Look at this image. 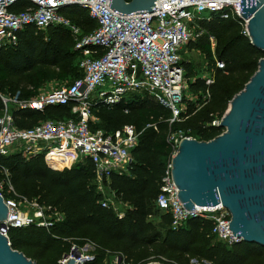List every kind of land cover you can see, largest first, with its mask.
Wrapping results in <instances>:
<instances>
[{"label": "trees", "instance_id": "obj_1", "mask_svg": "<svg viewBox=\"0 0 264 264\" xmlns=\"http://www.w3.org/2000/svg\"><path fill=\"white\" fill-rule=\"evenodd\" d=\"M25 3L23 0L12 9ZM61 12L82 34L96 28L95 20L85 8L68 6ZM196 24L195 31L200 34L181 51L187 93L183 94L184 107L179 120L170 122L171 111L145 91L130 92L113 106L95 104L91 107L96 117L93 128L111 132L131 124L140 131L137 145L131 150L129 172L113 173L110 177L114 200L125 207L120 210L122 217L111 207L101 206L94 167L87 158L76 161L70 168L51 170L44 165L43 155L29 159L18 151L0 155V182L3 183L0 192L4 198L15 197L9 190L10 184L15 194L35 200L40 206L51 207L62 216L48 228L34 223L10 228L8 239L13 249L36 264H59L72 247L79 249L87 243L92 244L94 250L92 258L84 264H104L106 256L115 254L124 264H147L149 259L157 260L160 256L170 260L166 246L210 264H264V246L245 241L227 246L211 235L212 222L202 217L189 218L183 226L173 230L170 215L155 204L163 170L173 152L169 136L180 132L198 141H208L222 133L224 128L213 122L220 121L226 104L256 71L259 59L264 58V52L242 33L238 18L222 19L213 15ZM17 37L15 45L0 47L2 94L10 96L19 92L21 97H29L39 93L37 89L45 80V72L28 78L31 88L13 82L18 73L28 69L27 65L39 50L51 64L64 67L62 77L71 79L67 84L81 76L79 53L74 50L68 27L52 25L40 30L30 25L19 31ZM210 37L214 40L213 49ZM193 50L203 54L207 61L202 73L184 57L185 52ZM217 61L224 63L223 69L217 68ZM207 78L212 79L209 85L205 83ZM2 108L0 100V112ZM13 115L18 127L28 128L46 119L68 117L69 107L53 106L43 111L13 109ZM33 169L37 170L30 175ZM157 217L158 224L152 219ZM149 248L156 249L154 257L149 258ZM189 260L178 263L187 264Z\"/></svg>", "mask_w": 264, "mask_h": 264}, {"label": "built area", "instance_id": "obj_2", "mask_svg": "<svg viewBox=\"0 0 264 264\" xmlns=\"http://www.w3.org/2000/svg\"><path fill=\"white\" fill-rule=\"evenodd\" d=\"M0 0V47L15 45L17 34L27 26L45 30L52 25L68 27L75 37L74 50L79 53L78 69L81 76L71 84L34 96L21 97L19 92L5 95L0 92L3 108L0 112V155L18 151L25 158L43 155L52 170L70 168L73 163L87 158L93 164L95 186L101 194V206L111 207L119 217L114 193L109 187L113 173L126 174L132 162L131 150L137 145L140 131L131 124L105 132L93 128L96 117L91 107L95 104L113 106L130 92L145 91L155 101L171 111L170 122L179 120L183 92L186 89L181 51L195 36L197 21L217 15L222 19L236 17L242 33L248 37L247 22L240 14V0H157L150 12L119 15L109 5L110 0ZM68 6L87 9L96 22L88 34H82L61 10ZM212 48L214 40L210 37ZM216 66L223 69L224 63ZM206 85L212 79L205 80ZM108 84V89L93 93L97 86ZM209 97V94L207 93ZM53 106H68L69 116L46 119L32 127L20 128L15 123L13 109L43 111ZM127 113V110H124ZM218 125L219 122H213ZM184 138L180 132L171 134L174 156L179 142ZM171 158L167 161L160 179L155 204L159 210L170 215V227L176 230L189 218L202 217L212 222L210 233L227 246L238 244L242 238L228 229L230 213L221 204L194 206L187 210L178 198V187L171 176ZM60 165V166H56ZM1 194V192H0ZM2 195V194H1ZM4 198L7 207L6 220L0 222V234L8 239L10 228L23 227L34 222L24 212L20 202L27 198L15 194ZM37 209L52 214L42 219L38 226L50 227L62 216L51 207L28 202ZM10 221V222H8ZM8 243L9 239H8ZM71 249H74L72 247ZM85 260L91 259L84 257ZM62 258L58 263L62 264ZM158 264H180L160 256ZM187 264H209L205 260L190 258Z\"/></svg>", "mask_w": 264, "mask_h": 264}, {"label": "water", "instance_id": "obj_3", "mask_svg": "<svg viewBox=\"0 0 264 264\" xmlns=\"http://www.w3.org/2000/svg\"><path fill=\"white\" fill-rule=\"evenodd\" d=\"M156 1L110 0L108 7L119 15H131L150 12ZM240 14L248 19L251 44L264 52V0H240ZM218 125L224 131L211 140L184 138L179 142L171 158L177 196L187 210L221 204L230 213L228 229L234 236L264 246V58L230 100ZM6 215L0 194V222ZM63 259L62 264L86 262L77 249H71ZM120 263L118 256L116 264ZM0 264L36 262L13 249L0 234Z\"/></svg>", "mask_w": 264, "mask_h": 264}, {"label": "rangeland", "instance_id": "obj_4", "mask_svg": "<svg viewBox=\"0 0 264 264\" xmlns=\"http://www.w3.org/2000/svg\"><path fill=\"white\" fill-rule=\"evenodd\" d=\"M72 34V33H71ZM73 36V34H72ZM73 41L75 43V37L73 36ZM184 57L186 60H190L192 61V63L194 64L195 69L202 73L204 72V70L207 68V61L204 57L203 54L196 52V51H187L184 53ZM75 62V61H74ZM28 69H25L24 71H22L21 73H18L14 79L13 82L14 83H19L20 86L22 87H26V88H31V85L28 84V78L33 77L34 74L36 73L37 75L39 74V72H45V80L43 81V83L39 86V88L37 89V92H44V91H51L55 88H58L60 86L66 85L67 83L71 82V79H69V76H63L64 74V67L60 64H51V61L46 59V56L44 54V52L42 50H39L36 52L35 57L32 59V61L27 65ZM66 68V67H65ZM187 85V84H186ZM108 89V84H105L104 86H97L93 93L96 94L98 91H102V90H106ZM184 94L187 93V89H184ZM206 99L209 100V97L206 96ZM210 102V101H209ZM179 107L183 108L184 104L180 103L178 104ZM230 106V101L226 104L225 109H224V113L229 109ZM222 115V116H223ZM215 122H219L217 120H215ZM43 162L44 165L48 168L49 166L47 165V162L45 161L44 157H43ZM37 169H33L31 171V173H29L30 175L33 174ZM3 187V183L0 182V190H2ZM9 190L10 192H12L14 194V189L13 187L9 184ZM25 198H27L26 196H24ZM28 202H33L35 200H30L28 199ZM22 201L20 202V207L21 209L28 213L29 216L33 218L34 220V224H36L38 221H40L39 219V215H36L37 209L32 206L30 203ZM118 205V204H117ZM125 210V207L123 205H118V210ZM36 216H39L38 219ZM52 215L47 212V211H43L41 213V217L43 220H49L51 219ZM153 222L158 224L160 219L157 218H152ZM75 249V248H74ZM165 252L167 257H170V260L176 261V262H185L187 260V258H191L192 256L183 251H173L171 250V246H166L165 247ZM81 255H83L84 257L90 258L93 256L92 252H93V245L90 243L85 244L84 246L80 247L79 249H77ZM70 252V251H69ZM68 252V254H69ZM149 258L154 257L155 253H156V249L151 250V248H149ZM117 258L118 256L115 255H108L106 256V258L104 259V264H116L117 262ZM62 260V259H60ZM59 260V261H60ZM90 260V259H88ZM86 260V261H88ZM206 261V260H205ZM150 262H155V260L149 259L148 263ZM207 263H209L208 261H206ZM120 264H124L123 260L121 259V263ZM210 264V263H209Z\"/></svg>", "mask_w": 264, "mask_h": 264}, {"label": "crops", "instance_id": "obj_5", "mask_svg": "<svg viewBox=\"0 0 264 264\" xmlns=\"http://www.w3.org/2000/svg\"><path fill=\"white\" fill-rule=\"evenodd\" d=\"M211 48H212V46H211ZM213 49V48H212ZM68 85V84H67ZM44 92H47V91H44ZM184 94V93H183ZM162 105V104H161ZM181 110H182V108H181ZM52 170V169H51Z\"/></svg>", "mask_w": 264, "mask_h": 264}]
</instances>
